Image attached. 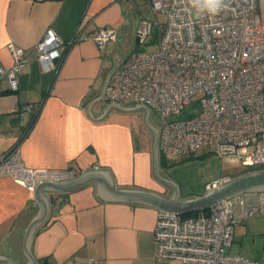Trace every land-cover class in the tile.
Segmentation results:
<instances>
[{
	"label": "crops",
	"instance_id": "0c3cea01",
	"mask_svg": "<svg viewBox=\"0 0 264 264\" xmlns=\"http://www.w3.org/2000/svg\"><path fill=\"white\" fill-rule=\"evenodd\" d=\"M131 1L0 0V63L4 68L12 65L10 43L24 48L27 56L17 76V90L10 89L5 76L0 78V154L19 148L27 167L70 168L71 177L90 167L106 168L116 187L163 192L164 185L152 175L150 130L147 137H139L137 122L128 111L111 107L97 119L88 113V104L100 96L115 62L132 51L113 57L123 37L126 2ZM80 25L78 40L69 47L61 45L60 58L51 70L44 71L33 52L34 44L47 29L67 41ZM139 26L132 29L135 41ZM98 27L115 28L116 41L100 48L92 39L83 38ZM26 104L40 105L32 123L21 111ZM109 104L116 103L108 102L102 94L90 109L98 115ZM27 125L29 130L23 133ZM210 155L214 154L203 147L174 161ZM167 162L159 164V169L168 176ZM219 171L229 175L239 172L222 164ZM96 191L86 185L50 197L48 215L35 228L28 246L35 264L45 259L49 264H90V260L91 264H180L155 257V207L103 199ZM37 212L33 189L10 176H0V253L17 264L28 261L22 242ZM228 250L264 264V213L235 225ZM0 264L9 263L2 259Z\"/></svg>",
	"mask_w": 264,
	"mask_h": 264
},
{
	"label": "built area",
	"instance_id": "2783aa9c",
	"mask_svg": "<svg viewBox=\"0 0 264 264\" xmlns=\"http://www.w3.org/2000/svg\"><path fill=\"white\" fill-rule=\"evenodd\" d=\"M154 16L166 22L141 20L136 31L145 43L158 27L155 50H132L111 71L103 92L110 103L144 104L159 116L158 151L165 159H177L206 148L218 158L237 160L239 172L264 168V16L258 0H229V9L214 19L195 18L184 0H146ZM82 25L64 41L47 29L33 52L44 71L60 58L58 48L78 40ZM117 30L98 27L92 39L98 47L115 42ZM12 65L0 63L11 90L18 89L17 76L27 61L24 48L8 45ZM39 104H26L22 112L34 120ZM29 125L23 127V133ZM242 173V174H243ZM33 189L40 179L71 177V169L27 167L19 148L0 154V176ZM233 175L220 174L204 185L217 188ZM264 213V192H247L221 200L208 212L184 216L157 212L152 229L155 257L180 264H260L232 254L235 225L246 217ZM92 260L89 261L91 264Z\"/></svg>",
	"mask_w": 264,
	"mask_h": 264
},
{
	"label": "water",
	"instance_id": "95a60500",
	"mask_svg": "<svg viewBox=\"0 0 264 264\" xmlns=\"http://www.w3.org/2000/svg\"><path fill=\"white\" fill-rule=\"evenodd\" d=\"M136 42H138L137 39ZM56 61L57 59H54V62ZM115 63L116 65L118 64V62ZM108 76L109 74L106 76L100 96L88 104L89 115L93 119L102 118L111 107L120 111L144 110L143 121L150 130L152 175L160 184L170 188V191L167 194H163L142 188L116 187L109 171L106 168L101 167H90L75 177L57 180L49 178L35 181L33 191L34 201L38 204V212L32 217L25 229L22 242L23 251L28 258V261L25 264H35V259L28 250L32 233L48 215L50 197L62 192L72 191L86 185H91L97 189L96 193L103 199L145 204L155 207L159 211L175 212L180 214L203 211L218 201L226 200L242 193L264 192V168L255 167L246 173L233 177L231 180L221 184L217 188L213 187L207 189L202 194L188 197L181 196L178 185L159 169L158 129L150 119L149 107L144 104L131 106L109 104L106 108H103L102 113L98 115H94L92 113L90 107L95 101L101 98ZM43 193H45L46 197ZM2 259H6L9 264H17L9 256L0 253V260ZM39 264L49 263L45 259Z\"/></svg>",
	"mask_w": 264,
	"mask_h": 264
},
{
	"label": "rangeland",
	"instance_id": "374dc122",
	"mask_svg": "<svg viewBox=\"0 0 264 264\" xmlns=\"http://www.w3.org/2000/svg\"><path fill=\"white\" fill-rule=\"evenodd\" d=\"M126 3L128 4L126 5L127 12L125 14L126 22L123 27V37L120 38L119 42L116 44L115 55L117 54V49L118 54L116 56L119 54L121 56L127 55L134 49L142 51L155 50L158 40V27L156 25H153L152 32L147 36L145 43L135 41L132 35V29L134 31L141 20L155 21L156 18L160 22V26H163L166 22V16L164 14L154 16L149 5L139 0ZM257 5L259 13L264 16V0H258ZM128 113L133 122H137L136 128L139 137H147L146 135L149 129L143 121L144 110H128ZM149 116L152 123L156 127H159V116L152 107H150ZM166 160L168 161L166 164V172L169 178L178 185L179 192L183 197L202 194L204 192V185L209 180L211 181L216 174L219 176L222 173L219 171V166L221 164L227 165L230 168H235L236 172L237 170H241V165L237 160L224 158L223 161H220L221 159L218 157L216 158L214 155H210L204 159L193 158L189 161L186 159L177 161H174L176 159ZM235 175L236 174H234L233 177Z\"/></svg>",
	"mask_w": 264,
	"mask_h": 264
},
{
	"label": "clouds",
	"instance_id": "9594fccd",
	"mask_svg": "<svg viewBox=\"0 0 264 264\" xmlns=\"http://www.w3.org/2000/svg\"><path fill=\"white\" fill-rule=\"evenodd\" d=\"M190 13L197 19H214L229 9V0H184Z\"/></svg>",
	"mask_w": 264,
	"mask_h": 264
},
{
	"label": "trees",
	"instance_id": "16d2710c",
	"mask_svg": "<svg viewBox=\"0 0 264 264\" xmlns=\"http://www.w3.org/2000/svg\"><path fill=\"white\" fill-rule=\"evenodd\" d=\"M166 161V159L159 153V164L162 165V163H164ZM243 172H238L235 176H238L240 174H242ZM234 176V177H235ZM208 209H204L203 211H196V212H190V213H186V214H183L184 216H191V215H197V214H200V213H206L208 212Z\"/></svg>",
	"mask_w": 264,
	"mask_h": 264
},
{
	"label": "flooded vegetation",
	"instance_id": "af4514ba",
	"mask_svg": "<svg viewBox=\"0 0 264 264\" xmlns=\"http://www.w3.org/2000/svg\"><path fill=\"white\" fill-rule=\"evenodd\" d=\"M170 191V188L164 186L163 194H167Z\"/></svg>",
	"mask_w": 264,
	"mask_h": 264
}]
</instances>
